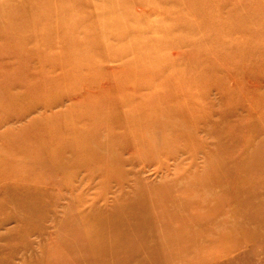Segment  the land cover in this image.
Segmentation results:
<instances>
[{"label": "rangeland", "instance_id": "rangeland-1", "mask_svg": "<svg viewBox=\"0 0 264 264\" xmlns=\"http://www.w3.org/2000/svg\"><path fill=\"white\" fill-rule=\"evenodd\" d=\"M31 1L0 0V264H264V0Z\"/></svg>", "mask_w": 264, "mask_h": 264}, {"label": "bare ground", "instance_id": "bare-ground-1", "mask_svg": "<svg viewBox=\"0 0 264 264\" xmlns=\"http://www.w3.org/2000/svg\"><path fill=\"white\" fill-rule=\"evenodd\" d=\"M65 1H67V0H65ZM32 2V4H33V0L31 1ZM58 3H61V2H58ZM114 5V4H113ZM67 8H69V7H67ZM101 12V11H100ZM55 16V15H54ZM189 33V32H188ZM15 49H17V48H15ZM13 53L14 52H12V54H10L11 56L13 55ZM32 55V54H31ZM1 63H6V65H7V60H5V59H2V60H0V66H2L1 65ZM11 67H12V64H11ZM13 68V67H12ZM13 73H15V72H13ZM8 80H10V79H8ZM9 83H8V81H5L4 83H1V81H0V93L1 92H3V91H6V89H4V87H6V88H10L9 86ZM6 94V93H5ZM12 98L14 97V96H11ZM8 99H10L9 98V96L7 95V96H4L3 98H2V96H0V103H3V107L2 106H0V115L1 114H6L8 111L9 112H11L12 110L10 109V108H12L13 110H15L13 107H12V104H13V102H11V103H9V105H6L5 103H7V102H9L8 101ZM28 110L29 109H27L26 110V112H25V114L28 112ZM133 111H134V109H132ZM150 109H149V111L148 112H146V110L144 109V108H142L141 109V111H140V113H135L134 115H136L135 117H137V116H140V117H148L147 115H149V113H150ZM19 113V112H18ZM121 113V114H120ZM124 113V112H123ZM123 113L121 112V111H117L116 112V114L119 116L118 118H120L121 120L123 119V117H121V115L123 116ZM20 115H22L23 113H19ZM130 116V114H128L127 113V116ZM1 117V116H0ZM135 117H133V118H135ZM139 123H140V121L138 122V120L137 119H131V120H129L127 123H126V125L127 124H129L130 126H136V127H139L140 125H143V123L142 124H140L139 125ZM128 125V126H129ZM139 125V126H138ZM12 153V152H11ZM24 154V153H23ZM26 155V154H25ZM7 158V157H6ZM17 179V178H16ZM16 179H14V180H16ZM26 181V180H25Z\"/></svg>", "mask_w": 264, "mask_h": 264}]
</instances>
